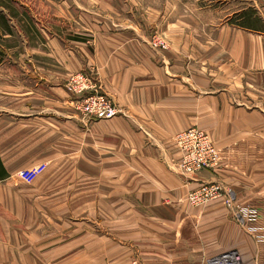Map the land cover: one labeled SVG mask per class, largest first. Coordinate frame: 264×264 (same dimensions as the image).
<instances>
[{
  "label": "crops",
  "instance_id": "0c3cea01",
  "mask_svg": "<svg viewBox=\"0 0 264 264\" xmlns=\"http://www.w3.org/2000/svg\"><path fill=\"white\" fill-rule=\"evenodd\" d=\"M244 1L241 14L229 0L63 1L61 26L22 56L32 83L0 96V264H264V0ZM75 73L122 115L78 114ZM190 128L216 169L178 170L173 138ZM201 183L232 206H189Z\"/></svg>",
  "mask_w": 264,
  "mask_h": 264
},
{
  "label": "built area",
  "instance_id": "2783aa9c",
  "mask_svg": "<svg viewBox=\"0 0 264 264\" xmlns=\"http://www.w3.org/2000/svg\"><path fill=\"white\" fill-rule=\"evenodd\" d=\"M148 44L158 52L167 49L165 39L158 34L151 36ZM93 77V74L84 73H75L68 77L66 86L75 111L90 120H109L122 115L120 109L105 95L99 93V85ZM173 143L180 156L177 168L182 175H195L204 170H214L220 164L219 150L210 136L199 128H190L176 134ZM217 199H223L227 207L232 206L230 191H225L217 183H201L187 195L186 203L192 207H203ZM244 214L248 219L254 217L253 211L241 209L238 211L237 218L243 219ZM262 227L264 230V220ZM209 264H241V261L236 255L225 254L213 259Z\"/></svg>",
  "mask_w": 264,
  "mask_h": 264
},
{
  "label": "rangeland",
  "instance_id": "374dc122",
  "mask_svg": "<svg viewBox=\"0 0 264 264\" xmlns=\"http://www.w3.org/2000/svg\"><path fill=\"white\" fill-rule=\"evenodd\" d=\"M63 1L0 0V11L7 16L10 27V33H3L0 37V96H5L10 105L14 89L22 87L24 92L25 87L30 85V80L32 83L31 77L26 74L29 64L22 56L29 55L31 48H38L33 45L42 40L40 28L46 27V24L55 25L54 29L61 26V18L54 15L61 12L58 7ZM228 7L231 14L237 11L241 14V9L246 8L247 4L244 0H229ZM237 20L236 14L232 15L231 21ZM238 24H241V21ZM155 34L157 33L151 36ZM70 101L72 103L71 96Z\"/></svg>",
  "mask_w": 264,
  "mask_h": 264
},
{
  "label": "trees",
  "instance_id": "16d2710c",
  "mask_svg": "<svg viewBox=\"0 0 264 264\" xmlns=\"http://www.w3.org/2000/svg\"><path fill=\"white\" fill-rule=\"evenodd\" d=\"M3 33H10L9 20L6 15L0 11V37Z\"/></svg>",
  "mask_w": 264,
  "mask_h": 264
}]
</instances>
